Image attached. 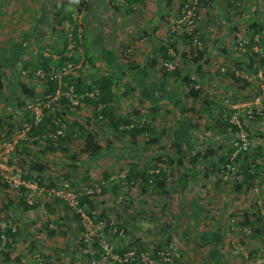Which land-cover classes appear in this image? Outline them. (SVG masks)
<instances>
[{
  "label": "crops",
  "instance_id": "obj_1",
  "mask_svg": "<svg viewBox=\"0 0 264 264\" xmlns=\"http://www.w3.org/2000/svg\"><path fill=\"white\" fill-rule=\"evenodd\" d=\"M182 1L78 0L76 4L77 0H41L43 10L54 6L62 10L70 6L69 9L81 13L84 37L82 51L76 53L75 59H79L78 64L85 59L84 66L88 67L83 70L76 67L73 78L81 81L84 88L108 84L112 98L106 104L108 116L105 115L102 122L97 120L99 108L95 110L91 105H83L80 111L65 109L60 117L67 118L72 139L63 146L49 147L38 139L40 134L36 130L27 143L24 144L25 140L18 143L19 161L26 170V177L41 180L47 170L52 173L66 165L71 171V184L83 189L82 192L93 184L90 163L98 162L106 154L112 166L104 168L107 179L112 175L105 181L110 191L108 193L107 188L102 200L96 197L100 202L94 200V211L107 214L109 206L105 201H112L115 208L110 210L109 216L118 213L114 221L128 229L132 247L142 245L154 251L172 244L183 252L187 264H241L245 252L257 253L264 249V220L256 204L259 196L255 194L258 192L262 198L264 191L263 177L255 176V171L259 170V175L260 169L264 170V138L260 139L264 134L259 132L264 129V117L250 126L252 135H256L251 149L256 161L248 163L250 176L225 178L222 174L224 158L234 151L236 138L235 127L226 115L235 107L252 101L256 93L264 97L259 54L237 55L234 49V31L238 28H242V32L255 31L264 23V8L260 4L252 6L251 0H205L199 24L203 46L199 51L187 52L189 42L175 38L176 47L180 45L184 51H179L184 63L175 72L167 71L163 60L170 41V26ZM20 3L24 4L16 7L19 10L29 0ZM3 5L0 92L3 90L5 94L0 93V141L10 138L21 127L23 110L18 105L22 99L27 101L21 83L28 81L21 80L22 73L35 67L42 60L39 56L45 54L42 43L37 51L39 56L33 64L32 60L29 62L26 22L17 15L16 18L10 16L13 2L3 0ZM46 16L45 11L37 16V25H42V29L51 25L53 32L49 37L60 41V36L54 33L58 32L54 30L56 22H60L54 17L51 24ZM23 24V30L20 28L19 34H14L12 26ZM41 36H46L44 31ZM58 48L61 50L60 45H56ZM18 71L17 83L13 77ZM33 85L40 86L38 82ZM143 117L148 122L147 130L133 135L116 128V120ZM89 132L101 145L95 155L84 152L85 135ZM1 158L0 174L7 168H19ZM258 163H261L260 169L254 167ZM39 166L43 167L42 171L37 169ZM151 172L160 173L154 182L147 183L144 174ZM125 184L132 187L129 189ZM21 200L15 198L18 203H14L20 209L24 208ZM8 201L12 200L5 196L1 208L11 212ZM60 206L53 202L50 209L48 204L42 208L47 219L42 222L43 227L50 225L49 232L55 233L50 238L53 252L46 254L58 264L60 261L69 264L74 257L72 253L66 252L64 260L63 255L58 256V250L69 246L63 245L62 229L69 228L73 234L79 231L62 226L64 222L70 224V220L69 213ZM23 212L15 210L13 213L20 219ZM246 226L253 229L251 234L244 231ZM73 237L67 241L71 243ZM120 243L118 238L117 244ZM10 244L12 246L13 242ZM16 245L18 252L15 250L12 256L0 259V264H27L19 251L21 243ZM91 253L95 259H101L100 253L92 247Z\"/></svg>",
  "mask_w": 264,
  "mask_h": 264
},
{
  "label": "rangeland",
  "instance_id": "obj_2",
  "mask_svg": "<svg viewBox=\"0 0 264 264\" xmlns=\"http://www.w3.org/2000/svg\"><path fill=\"white\" fill-rule=\"evenodd\" d=\"M10 2H13V5L10 7L11 8V12L12 14H10V16H14L16 18V15L22 19L23 21H25L26 23V28L28 31V40H29V51H28V59L29 62L32 60V64L34 63V59L36 56H39L37 54L38 48L40 47V44L43 43L44 46V52L45 54H43L44 56L47 55H53V62H55V58H57L58 56V52H60L61 50L58 48L56 49V45L57 47L60 45L61 49H62V40L60 41H55L56 39H54V37H49V33L53 32L52 30V26L48 25V26H44V29H42V25H37V21L36 18L37 16H40V14L43 13V11H45V13L47 14L46 18L48 20V22L51 24L55 21V19L60 18L62 16L65 17H70L72 16L75 24L78 26L77 28V33H78V44L75 47V52H74V56H76L77 52H81L82 51V44H83V37H84V31H83V26H82V22H81V13L78 12L77 10H74V8H70V6L67 7V9H61V7L57 8L56 6H54L53 8H47L46 10L41 9V4L40 1L41 0H29V3L27 5H24L22 9H17L16 7L19 6L20 4H24V3H20L21 1H25V0H9ZM73 1V0H72ZM117 1V0H116ZM184 1V0H183ZM252 1V6H255L256 4H260V6L262 8H264V0H251ZM60 3V1H59ZM57 3V4H59ZM117 4H121L116 2ZM203 3H205V0H203ZM18 4V5H17ZM74 3H72L71 5H73ZM78 4V0L77 3ZM56 5V4H54ZM4 5H3V0H1V4H0V12L2 17L5 16L3 15V11H4ZM204 6L202 7V12H204ZM208 8V7H207ZM67 10H70L68 13L66 12ZM73 10V11H72ZM201 12V13H202ZM60 13V14H59ZM180 13V11H179ZM179 13L177 14L176 18L178 17ZM6 15H8V13H6ZM55 17V19H54ZM175 18V19H176ZM174 19V20H175ZM22 21V23H23ZM202 21V19H201ZM200 21V23H201ZM174 22V21H173ZM172 22V24H173ZM199 23V24H200ZM172 24L170 26V29L172 28ZM56 26L54 27V30H57L58 32H54L56 34H58L59 36L61 34H63L65 37H68L69 41L70 39L73 37V29L74 26L72 25L71 20H69V18H65L63 19L62 24H55ZM200 26V25H199ZM13 27V32L14 34H19V29L24 27L23 26H19V25H14ZM64 28V30H63ZM23 30V28H22ZM247 31V29H245ZM42 31H44L45 33V37L41 36ZM243 31L242 32V28H238L234 31V34H243L246 37L251 39V43L250 45L247 47L246 51H240V52H236L237 55L239 54H250V53H258L259 54V58L261 61V64L259 65L261 68L262 66H264V23L260 24L256 27L255 31H250V32H246ZM262 32V38L260 39V41L258 42V45H254L255 44V39H254V35L256 33ZM180 38H183L184 41H188L187 38L183 37L182 35L178 36ZM236 37V36H235ZM189 42V41H188ZM203 42V39H202ZM174 43V42H173ZM171 43L169 41V47L173 46L176 50L177 53V58L180 62V66L179 69L181 67V65L184 63L183 62V56H181L180 52H184L183 49L180 47V45H178V47H176V43ZM190 46L188 47V51L190 52V50H192L191 52L197 51V49H200L203 46V43L201 45V47L195 46L193 45L191 42H189ZM253 44V45H252ZM255 46H257V49H255ZM179 48V49H178ZM169 49V48H168ZM178 49V50H177ZM68 51H69V44H68ZM235 53V54H236ZM73 56V57H74ZM72 57V58H73ZM40 59V56H39ZM84 59V56H83ZM76 60H79L76 58ZM77 64L76 67H78L80 70L86 69L88 66L85 65V59L82 62H79V64L77 62H75ZM56 66V65H54ZM63 66V65H62ZM21 67V65H20ZM75 67V68H76ZM74 68V69H75ZM74 69L72 71H70V73H67L65 75L62 76V78L57 79L58 83H60V85L62 86H68L67 84H69L67 81H65L64 79L68 76H70L72 74V72L74 71ZM178 69V70H179ZM24 70V69H23ZM22 70V71H23ZM41 71V72H40ZM58 72V71H57ZM23 78L21 80H28L26 82L29 83L30 86H33V82H38L40 84V86H38L37 88V94L35 96V98H31L29 96H27V103H32L35 102L36 100H40L44 103V111L46 112V110L50 111L53 114H57L58 111L61 112L60 108L62 107L61 102L59 101L60 99V95L62 94V91L60 90V95H59V99L57 100H52V98L48 95L45 96L44 93L46 91V80H44V72L40 69H37L36 72L33 73V71H31V69H28L23 71L22 73ZM3 78V76H1ZM19 77H20V73L19 71L15 73L13 79L16 80V82H19ZM43 79V80H42ZM25 82V83H26ZM2 92H0L1 94H5L3 90H1ZM20 92V91H19ZM68 97V92L65 93ZM261 95L260 93H256L255 97ZM263 95V94H262ZM5 102H7V100H5ZM56 102V103H55ZM25 100H21L20 104L18 105L19 108H21V110H23V114L21 113L20 116L23 117V120L21 121V127L18 128L14 133H12V136L6 137V138H1V141H11L15 144V148L14 150L10 151V152H6L4 154V157L1 158V160L4 158V160H6V162H8L9 164H12L14 166H19V168H16V170H14L11 173V176L17 177L18 172H22V176H21V180L25 181L27 183H34L37 184L36 188H31L28 187L26 185H24L23 183H17V184H11L8 183L5 179H3L2 175L0 174V225H2L5 222H9L11 221L14 224V227H16V230H18V226L20 225V233L17 234L16 237H13V244L11 246L10 241L6 240L4 238H2L0 236V259L5 258L7 255L8 256H12V252L14 253L16 250V247L18 245H16L17 242L21 243L20 246V254L24 257V259L26 260L27 264H40V262L38 260L41 259V257L44 259V264H58L55 260H52L51 255L46 254V253H52V246H51V242H50V238L51 235H49V230H51V226L48 225L47 228H44L42 222H45L47 219L45 217V215H43V211L42 208L47 207L48 204V208L50 209L51 204L53 202H55L58 205H61L60 208H62L63 210H65L67 213H69V220H70V224L69 223H62V226L66 225V226H70L72 229L77 228L79 232L76 233H71L69 228L67 229H62V231L64 232L63 234V238H64V242L63 245H65L67 247V245H69L66 249H60L58 250V256L63 255V259L64 260V254L66 252H70L72 253V255L74 256L72 259H70V263L69 264H120L119 262H114V259L112 258H108V259H104L102 257H100L101 259H95L96 257L91 253V247L96 251L101 253V247L99 244V240L102 238V236H104L105 238L109 239L110 238V234L112 233V228L113 226H118L121 225L120 222H115L114 220H117L116 217H114L115 215H118V213L113 212L112 216L110 217L109 215L111 214V209L114 210L115 206L114 203L112 201H105L106 204H108L109 207H107V214H97V212H95L93 209L92 211H89L88 205L83 204L84 209L86 210V212H88L93 219L95 220L96 223V228H97V234L93 237V239L89 242H86L87 245L89 246H83L81 244V240L84 237L85 234V225L83 223L82 218L80 217L78 211L76 209H74L73 207H71L70 205H68V203H66L65 200L57 197L54 193L51 192L52 188L61 186L64 182H69L70 184L72 183L71 180V174H69L71 171L68 167H66V165H64L63 168H57L56 171L51 173V170H47L46 172L42 173L43 175V179L41 180L40 178H35V176L30 179L27 180L25 179L26 177V170L24 169V167L22 166V164L20 163V150L17 149L18 147V143L21 142V140H25L24 144L27 143L26 140H28L31 136H30V132L26 133L25 136L21 137L20 136V131L22 130L23 126H24V122L27 121V119H25L27 116H25V113L29 110L27 108V104L25 105ZM263 104H264V97H263ZM77 107L72 108V110L75 111H80L82 109V106L85 105V103L80 102L79 104H75ZM14 110V109H13ZM30 114V113H29ZM264 117V116H263ZM5 118H7L5 116ZM105 117H103V114L99 111L98 115H97V120H99L98 122H102L104 121ZM29 122V121H28ZM66 122V124H68V120L66 118V120L64 121ZM249 133H250V139L252 142V146L254 147V138L256 137V135H252V131L249 128H247ZM50 131V130H49ZM262 132V134H264V129L259 131ZM65 134H66V130H65ZM16 135V137H15ZM40 140H42L46 146L49 147H56L58 146V144L60 146H63L67 141L65 135L58 140V144H54V143H50V140H46L43 136L40 137L38 136ZM264 138V136H260V139ZM49 141V142H48ZM60 142V143H59ZM65 142V143H64ZM106 142V139H105ZM67 144V143H66ZM44 145V146H45ZM251 146V149H252ZM246 157V156H243ZM243 157H240L239 160V171L238 173L234 176V177H243L245 176L244 172V168L245 166H248V163L250 164V161H252L253 163L256 161L255 158L251 155V151L249 153V158L247 159V162H243ZM91 165H93L92 169L89 170V172L93 173V177H91L93 184L89 186H87L86 189H84V191L80 192L83 189H78L77 187H75L74 185L71 184V188H73L76 192L85 195L86 191L88 188H93L96 184H101L103 190L100 194L96 193L94 194V199L93 201L97 200L96 197H99V200H102V195L107 193V188H108V193L110 191V188L107 187V183L105 181H107L109 178H111L109 175V178L107 179V177H105V175L107 173L106 170H104V168H112L111 166V161L108 158V155L106 156V154L104 155V157L101 160H98V162L96 161H92L90 163ZM224 164V163H223ZM102 165V166H101ZM261 163L256 164L254 167L260 169ZM114 167V166H113ZM253 167V169H254ZM69 170H66V169ZM250 169V168H249ZM248 169V171H250ZM262 170V173L258 175V171H255V176H259L263 177L262 179L264 180V170ZM75 172V171H74ZM114 174L117 176L119 175V173L116 171L114 172ZM251 174V173H250ZM254 174V173H252ZM69 175V176H67ZM78 173H76V178L78 177ZM92 175V174H91ZM125 186H127L129 189L132 187V184H125ZM264 188V186H263ZM261 188V189H263ZM8 189V190H7ZM79 190V191H77ZM262 192V191H260ZM256 195L259 196V200L264 204V191L261 193L262 198L260 197V194L258 192H255ZM263 194V195H262ZM8 195V196H7ZM6 196V198L8 197L10 200L12 201H8V210H11V212H7L4 210V208H1V204L4 202V197ZM90 198V196H88ZM15 198L22 199L21 200V206H23V201L24 199H26L27 202H30L29 204L32 203H36L38 204V207L34 208V209H26L24 206V208L20 209V207L15 206L14 203H18L17 201H15ZM105 199V198H104ZM256 200V199H255ZM96 202H100V201H96ZM255 202V201H254ZM257 202V201H256ZM111 204V205H109ZM258 204V203H256ZM66 205L70 208L68 209L66 207ZM259 206V205H258ZM18 207V209H17ZM256 207V206H255ZM15 210L19 211L21 210L23 212V214L21 215L20 219L17 218V215H15V213H13ZM97 211V210H96ZM78 215L80 221L78 219H76L75 215ZM128 214L130 215L129 211ZM116 218V219H114ZM109 223V224H108ZM110 226V227H109ZM112 226V228H111ZM121 228H124L126 230L127 235L125 237H119L118 235H113L110 238V241L114 244L115 248L117 250H121V246H118L120 244H117L118 242V238H120V241L122 242V244L125 245V247H122L123 249L128 248V247H132L133 243H131V235L130 232L128 231V229L125 227V225H121ZM62 228V227H61ZM69 232V233H67ZM61 233H59L58 235H60ZM57 235V234H56ZM55 235V236H56ZM74 235V237H73ZM62 237V236H61ZM73 237V240L71 241V243H69L67 240V238H71ZM96 238V239H95ZM94 240L98 241L99 245H95ZM127 244V245H126ZM96 247V249L94 247ZM39 248H42V251L39 250ZM67 250V251H65ZM16 252H18L16 250ZM41 254V257L39 256V254ZM60 254V255H59ZM77 254H81L80 256H77ZM91 254V255H89ZM12 258V257H11ZM77 258V261L76 259ZM59 264H62V262L60 261Z\"/></svg>",
  "mask_w": 264,
  "mask_h": 264
},
{
  "label": "built area",
  "instance_id": "obj_3",
  "mask_svg": "<svg viewBox=\"0 0 264 264\" xmlns=\"http://www.w3.org/2000/svg\"><path fill=\"white\" fill-rule=\"evenodd\" d=\"M202 4L203 0H184L183 5L181 7L180 13L178 17L174 20L172 24V28L170 31V41L174 42V39L178 36L182 35L191 41V43L195 46L202 45V36L200 32L199 23L202 17ZM262 38V32L256 33L254 35L255 44L258 45V42ZM251 39L246 37L243 34H237L235 37V45L234 49L238 52L246 51L247 47L251 43ZM78 44V39H70L69 43V52L68 56L72 57L75 52V47ZM174 44V43H173ZM253 45V44H252ZM257 49V46H255ZM169 59L164 60V66L169 70H175L180 66V62L178 60V56L176 50L173 46H170L168 49ZM77 64L75 61H66L62 66V72H55V78H62L63 75L70 73ZM264 76V66L261 67L259 71V77L262 78ZM70 90L68 92V97L73 101L74 104H79L80 99L73 93V87H69ZM66 92V93H67ZM60 90L57 91L56 96L52 98V100L59 99ZM100 94V90L95 88L90 90L84 94L85 97H95ZM27 108L30 113L34 116V122L37 124L42 120L44 116V103L40 100L27 104ZM227 120L231 125L237 128L236 138L234 140V151L229 155L228 159L222 166V174L225 178L234 177L239 171V160L240 157L246 153L251 151L252 142L250 139V133L247 128L251 126V124L264 116V104H263V96H256L252 101L247 104L235 107L234 111L230 115H226ZM36 126L33 123H25L22 130L20 131V136L23 137L26 133L30 132L32 128ZM65 124L60 125L55 132L48 131L43 134V137L46 140H50L54 144H58V140H60L65 135ZM132 126V125H131ZM15 144L11 141H2L0 142V156L4 157L5 151L10 152L14 150ZM16 170V168H7L1 171V175L3 179H5L8 183L11 184H24L31 188H36L37 184L27 183L21 180L22 172H18L17 177L11 176V173ZM153 180L151 179V182ZM103 188L101 184H96L93 188H88L85 195L90 197L94 196V194H100ZM52 193H54L57 197L65 200L68 205L76 209L83 220L85 225V241L89 242L93 239V237L97 234L96 223L93 217L86 212L83 207L81 198L83 194L76 192L73 188H71V184L69 182H64L61 186L52 188ZM258 210L260 211L263 220H264V204L261 201H258ZM12 230V232L16 231V227L14 224L9 221L0 225V236L10 242L13 241L12 236L7 235V230ZM113 232L120 236H125L124 229H120L118 226H113ZM244 231L248 234L252 233L251 227H245ZM101 247V256L104 259L112 258L114 261L119 262L120 264L126 263H134V264H187L185 255L181 250L176 248V246L169 244L164 249L158 250L156 253H150L147 251L139 252L137 248H126L125 250H117L113 243H111L107 238L102 236L99 240ZM241 264H264V249H260L257 253L245 252L243 256V262Z\"/></svg>",
  "mask_w": 264,
  "mask_h": 264
},
{
  "label": "trees",
  "instance_id": "obj_4",
  "mask_svg": "<svg viewBox=\"0 0 264 264\" xmlns=\"http://www.w3.org/2000/svg\"><path fill=\"white\" fill-rule=\"evenodd\" d=\"M183 2L184 1H182V3H181V7L183 5ZM203 6H204V3L202 4V7ZM181 7H180V10H181ZM65 18H69V20H71L72 25L74 26V29H73V32H72V34H73L72 38L77 40L78 39V33H77L78 26L75 24L72 16H70V17L62 16L60 18H57V21L60 22V24H62L63 19H65ZM63 30H64V28H63ZM60 40H62V49H61L60 52H58V56H57V58H55V62H53L54 60H52V56H44L43 55V57H40V59H42V60L39 61L37 64H35L34 65L35 67H31V71H33V73L36 72L37 69H40V70H42L44 72V78L43 79L46 80V91L44 93L45 96L49 95L51 98H54V96H56L58 90L62 91V94L60 95V99H59V101L61 102V105H62V107L60 109L61 112L58 111L56 115L51 113L50 111L46 110V112L44 111V116H43L42 120L39 121L36 124L34 122L35 120H34L33 114H31V116H30L29 112L28 111L26 112V116H28L27 122L30 121V122H32L33 124L36 125V126L33 127V130H32V132H30V134H32L33 132H36V130H39V131H37V133L40 134L39 135L40 137H42L43 134L48 132L49 130L52 131V132H55L57 130V128L60 127V125L66 123V122H64L65 120H63V118L60 117V116H63L62 114L64 113L65 109H67V108L72 109V108L77 107L73 103V101L70 100L69 97L65 96L66 95L65 93L70 90V88H69L70 86L73 87V91H74L73 93H75L76 96L80 99V102L85 103L87 105H91L92 107H94L95 110H98V108H99V111L103 114V117H105V115L108 116V110H106V106H107L106 104L109 103L111 101V98H112V94L110 93L111 89L108 88V84H106V83L101 84V85H97V86H94V87L84 88L83 85H80L81 81H79L78 79H74L73 78V74H71L70 76H68V77H66L64 79L65 81H67L69 83V84H67L68 86H62V85H60V83L57 82L58 78L54 77L55 72H57V71L58 72H62V65L66 61L70 60V61H75L76 62V59H75L76 56L73 55L74 56V57L72 56L73 58L68 56V52H69L68 51V44L70 43L68 37H65L63 34H61L60 35ZM188 41H190V40L188 39ZM168 48H169V45L167 46L166 57L164 58V60L169 59V57H170L169 54H168ZM197 51H199V49H197ZM54 65H56V66H54ZM178 69H179V67L177 69H175V70L167 69V71L175 72ZM21 87L23 89V93H25L27 96H29L31 98H35V96L37 94L36 86H34V85L30 86L28 83H21ZM95 88H98L100 90V94H98L95 97H85L84 96V94L86 92H88L90 90H93ZM194 91L195 90L193 88V92ZM36 101H38V100H36ZM25 103L28 104L26 101H25ZM116 121H117L116 122L117 123L116 124V128L117 129H123V131L125 133H130V134L132 133L133 135L137 134L140 131L142 132L144 130H147V128H148L147 119H145L144 117L140 118V119H136V120L135 119L132 120L131 118H124L122 120H116ZM69 126L70 125H69V122H68V124H66V126H65L66 127L65 128V130H66L65 137H66L67 140L68 139L71 140L72 137H73V134H72L73 132L69 130ZM78 130H80V129H78ZM78 130H76L75 132H77ZM234 130L237 131V128L235 127ZM85 138H86V143H85V147H84V152H87L90 155L97 154L100 151V149H101V145L95 139V136L91 132H89L88 134L85 135ZM50 143L52 144L53 142H50ZM249 153H246V154L243 155V156H246V157L242 156L243 160H244L243 162H247V159L249 158ZM228 157L229 156H227V155L225 156L224 162L228 159ZM37 169H41V171H42L43 167L39 166V167H37ZM248 169H249V166H245V168H244V172H246L245 176H250V174L248 172ZM144 173H148V171H145ZM159 173H156V172L152 173L151 172L150 175L149 174L148 175L144 174V180L147 183L148 182L152 183V182L155 181L156 177H158ZM25 179L30 180L31 178L25 177ZM151 179L153 180L152 182H151ZM81 201H82V204H86L87 203L89 211H92V209L93 210L95 209L94 201L92 200L91 197L89 198L88 195H82ZM29 203L30 202H27L26 199H24L23 206L26 209H34V208L38 207V204H36V203L35 204L34 203L29 204ZM66 207L68 209H70L67 205H66ZM75 217H76V219H78L80 221V219H79L77 214L75 215ZM118 227L121 229L122 226L118 225ZM111 228H112V226H111ZM122 229H124V228H122ZM111 232L112 233L109 235L110 238L114 234L118 235L121 238L125 237L127 235L125 229H124L125 236H120L118 234V232L114 233L113 230ZM0 233H1V231H0ZM18 233H20V231L18 232V230H16L15 232H12V230H10V229L7 230V235L12 236V238L16 237ZM54 234L55 233H53V232H49V235H51V236H53ZM110 238L108 239L109 241H110ZM94 243H95L96 246L100 244V242L98 244L97 240L96 241L94 240ZM81 244L83 246L87 245V243L85 242L84 238L81 240ZM118 246H121V243ZM133 248H137V250L139 252L147 251V252H150V253H156L158 250H160V249H156L154 251H150V250H148L146 247H144L142 245L139 246V247L138 246H134ZM120 249L124 250L122 247ZM39 256L41 257V255H39ZM100 257H102L101 253H100ZM44 259L41 257V259L38 260L40 262V264H44L45 263ZM45 261H46V259H45ZM114 262H116V261H114ZM126 264H130V263H126Z\"/></svg>",
  "mask_w": 264,
  "mask_h": 264
},
{
  "label": "clouds",
  "instance_id": "obj_5",
  "mask_svg": "<svg viewBox=\"0 0 264 264\" xmlns=\"http://www.w3.org/2000/svg\"><path fill=\"white\" fill-rule=\"evenodd\" d=\"M185 38H186V37H185ZM189 42H191V41H189ZM199 47H201V46H199ZM163 62H164V60H163ZM163 66H164V64H163ZM164 67H165V66H164ZM28 112L30 113L29 110H28ZM30 116H31V113H30ZM25 123H32V122H30V121H29V122L25 121L24 124H25ZM32 130H33V128H32ZM32 130H31L30 132H32ZM246 227H247V226H246ZM252 230H253V229H252ZM263 231H264V229H263ZM6 232H7V231H6ZM252 232H253V231H252ZM12 242H13V241H12ZM128 248H133V247H128ZM125 249H126V248H125ZM125 249H124V250H125ZM259 250H260V249H259ZM130 264H134V263H130Z\"/></svg>",
  "mask_w": 264,
  "mask_h": 264
}]
</instances>
